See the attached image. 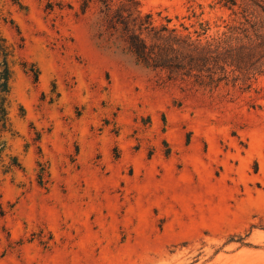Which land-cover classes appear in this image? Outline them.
Listing matches in <instances>:
<instances>
[{"label": "rangeland", "instance_id": "1", "mask_svg": "<svg viewBox=\"0 0 264 264\" xmlns=\"http://www.w3.org/2000/svg\"><path fill=\"white\" fill-rule=\"evenodd\" d=\"M139 1L203 42L243 22L241 0ZM81 4L0 0L22 164L0 168V264H264V75L213 97L170 82Z\"/></svg>", "mask_w": 264, "mask_h": 264}, {"label": "trees", "instance_id": "2", "mask_svg": "<svg viewBox=\"0 0 264 264\" xmlns=\"http://www.w3.org/2000/svg\"><path fill=\"white\" fill-rule=\"evenodd\" d=\"M221 2L229 9L238 4V0ZM241 2L243 22L228 35L205 42L168 24L155 25L151 14L141 13L139 0H82L81 9L83 14L93 6L97 9L100 41L122 46L138 64L170 82L190 85L213 97L222 83L249 90L264 75V0ZM14 57L15 48L4 37L0 22V168L4 173L22 169L19 159L8 155L6 140L7 135H15L10 118ZM21 66L38 78L34 65L32 69L26 62ZM39 167L42 185L46 170L42 164Z\"/></svg>", "mask_w": 264, "mask_h": 264}]
</instances>
